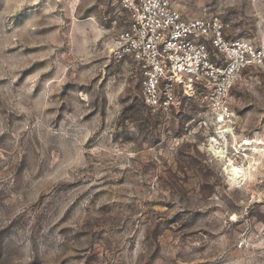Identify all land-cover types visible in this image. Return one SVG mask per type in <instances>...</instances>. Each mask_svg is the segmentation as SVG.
<instances>
[{
  "label": "rangeland",
  "instance_id": "obj_1",
  "mask_svg": "<svg viewBox=\"0 0 264 264\" xmlns=\"http://www.w3.org/2000/svg\"><path fill=\"white\" fill-rule=\"evenodd\" d=\"M118 1L0 0V264H264V0L180 5L256 50L226 126L203 91L143 104Z\"/></svg>",
  "mask_w": 264,
  "mask_h": 264
},
{
  "label": "built area",
  "instance_id": "obj_2",
  "mask_svg": "<svg viewBox=\"0 0 264 264\" xmlns=\"http://www.w3.org/2000/svg\"><path fill=\"white\" fill-rule=\"evenodd\" d=\"M182 0H119L126 20L110 40L112 58L140 78L143 104L170 111L180 96L204 92V103L224 126L233 117L230 92L257 58L254 47L228 38L229 24L203 11L183 16ZM209 48L221 59L213 62Z\"/></svg>",
  "mask_w": 264,
  "mask_h": 264
},
{
  "label": "bare ground",
  "instance_id": "obj_3",
  "mask_svg": "<svg viewBox=\"0 0 264 264\" xmlns=\"http://www.w3.org/2000/svg\"><path fill=\"white\" fill-rule=\"evenodd\" d=\"M227 131L228 130H226V132ZM218 134H219V136H217V137H219V138L224 137L222 135V132H218ZM217 137H215L214 139L211 140L210 150H212L214 152V156H216L218 158V160L223 161L224 155L219 150H216V147L214 146V145H218ZM224 164H225L224 171L226 172V175H228L229 180H230L232 185L236 186V185L242 183L243 181H245L246 174L242 173V169L240 170L238 167L234 166L233 163H231V162L224 163ZM247 175H248V172H247Z\"/></svg>",
  "mask_w": 264,
  "mask_h": 264
}]
</instances>
